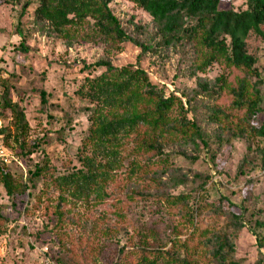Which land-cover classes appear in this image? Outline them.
<instances>
[{
    "label": "trees",
    "instance_id": "16d2710c",
    "mask_svg": "<svg viewBox=\"0 0 264 264\" xmlns=\"http://www.w3.org/2000/svg\"><path fill=\"white\" fill-rule=\"evenodd\" d=\"M112 1L0 0V6L18 5L20 21L33 5V21L46 22L68 46L89 37L102 41L113 53L126 43L137 46L141 54L155 55L161 48L174 47L191 70V77L206 72L213 64L224 72L210 80H198L195 88L178 96L174 91L167 92L164 84L152 81L144 69L133 63L116 66L108 57L91 64L82 62L81 69L87 75L76 94L88 105L89 128L82 140L83 154L78 157L81 168L60 176L62 182L57 183L74 184V191L81 193L97 181L101 183L108 173L93 167V147L97 151L109 150L121 136L132 135L131 149L139 163L129 170L133 185L119 203L125 207L151 201L162 209L166 220H136L133 224H167L165 231L169 235L161 245L163 238L156 231V247L139 248V255L143 259L152 257L153 264H246L235 257V241L247 226V207H239V212L226 196L210 199L206 187L212 174L193 171L190 166L210 147L209 135L196 120L198 98L203 103L200 107L205 120L216 126L222 144L230 146L243 137L264 140V118L254 123L262 112L264 0H246L245 7L238 10L222 8V0H130L151 17L154 42L151 38L149 45L127 31L114 14ZM130 26L133 31H140V26ZM18 48L27 51L22 42ZM96 68L99 73H91ZM46 102V94L41 92V103ZM0 107L15 118L20 134L15 143L20 155L28 157L39 144L25 149L28 124L24 111L12 102L6 89L0 92ZM46 118L52 122L55 116L47 111ZM2 131L0 128L1 134ZM2 136L10 149L9 134ZM46 138L47 134L41 143ZM252 147L247 144L239 171L243 167L264 166V146ZM88 150L89 154H85ZM179 159L189 166L182 168ZM9 166L0 167V180L12 196L15 186L6 170ZM48 169L45 164L33 165L27 177L32 190L39 183L53 180L52 176L47 177ZM252 227L258 251L251 264H264V219L256 218ZM166 245L169 246L165 248ZM92 252L93 245L88 254ZM122 253L119 249L116 255ZM61 264L74 263L68 260Z\"/></svg>",
    "mask_w": 264,
    "mask_h": 264
},
{
    "label": "rangeland",
    "instance_id": "374dc122",
    "mask_svg": "<svg viewBox=\"0 0 264 264\" xmlns=\"http://www.w3.org/2000/svg\"><path fill=\"white\" fill-rule=\"evenodd\" d=\"M245 5L246 0L221 3L222 8L235 10ZM110 6L135 38L148 45L151 38L154 42L153 22L144 10L130 0H113ZM18 7L10 3L0 6V92L8 90L12 102L24 111L28 124L25 149L39 145L28 157L20 155L15 143L20 136L15 118L0 107V128L2 134H9L8 145L16 158L6 169L15 186L12 196L0 180V264H61L68 260L74 264H153L152 257L143 259L138 249L153 250L157 245L153 236L156 231L163 238L159 244L164 245L169 237L167 224L133 222L154 218L162 222L166 215L151 201L125 207L119 203L133 185L128 172L139 163L131 149L132 135L121 136L109 150L97 151L93 147V167L108 173L101 183L97 181L81 193L74 191V184H63L58 179L81 168L78 157L83 154L82 140L89 128L88 105L76 94L87 75L81 69L82 62L91 64L108 57L116 66L133 63L144 69L152 81L164 84L167 92L174 91L178 96L195 88L198 80H210L224 70L213 64L206 72L191 77V70L174 47L161 48L155 55L141 54L137 46L126 43L113 53L102 41L89 37L68 46L46 22L33 21V5L20 21ZM131 24L140 26V31H133ZM21 42L26 52L18 48ZM91 73L97 74L99 69ZM261 79L262 112L255 124L264 118V68ZM41 92L46 94L45 104L41 103ZM198 99L196 120L209 135L210 147L190 167L212 174L206 187L210 199L226 196L239 212L243 205L247 207V226L235 241V257L251 264L258 251L252 224L256 218L264 219V166L243 167L241 171L238 166L246 155L247 144L261 148L264 140L243 137L230 146L222 144L216 126L205 120L200 107L203 103ZM47 111L55 116L52 122L46 118ZM45 134L47 138L41 143ZM84 153L89 154V150ZM178 162L184 169L189 166L185 160ZM35 164H45L49 168L47 177L53 180L39 183L32 190L27 177ZM92 245L93 252L88 254ZM119 249L121 256L116 255Z\"/></svg>",
    "mask_w": 264,
    "mask_h": 264
},
{
    "label": "built area",
    "instance_id": "2783aa9c",
    "mask_svg": "<svg viewBox=\"0 0 264 264\" xmlns=\"http://www.w3.org/2000/svg\"><path fill=\"white\" fill-rule=\"evenodd\" d=\"M16 161L13 152L4 144L3 136L0 134V167L11 164Z\"/></svg>",
    "mask_w": 264,
    "mask_h": 264
}]
</instances>
